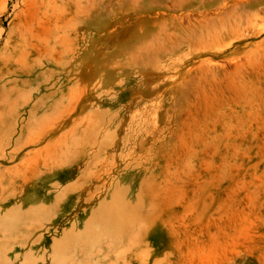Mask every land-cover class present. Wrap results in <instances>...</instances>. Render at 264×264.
<instances>
[{
    "label": "rangeland",
    "instance_id": "374dc122",
    "mask_svg": "<svg viewBox=\"0 0 264 264\" xmlns=\"http://www.w3.org/2000/svg\"><path fill=\"white\" fill-rule=\"evenodd\" d=\"M262 27L264 0H0V264H264Z\"/></svg>",
    "mask_w": 264,
    "mask_h": 264
},
{
    "label": "bare ground",
    "instance_id": "6f19581e",
    "mask_svg": "<svg viewBox=\"0 0 264 264\" xmlns=\"http://www.w3.org/2000/svg\"><path fill=\"white\" fill-rule=\"evenodd\" d=\"M249 4H250V3H249ZM254 7H255V6H254ZM254 7L252 6V10H253ZM248 8H250V5L246 4V5H245V9H248ZM256 8H257V7H256ZM254 10H255V9H254ZM261 10H262V9H261ZM255 11L258 12V13L260 12L259 10H255ZM261 12H262V11H261ZM241 15H242V14H241ZM256 15H258V14H256ZM253 19H254V18L251 19V18L248 17V16L245 17V19H244V20H245V21L243 22L244 30H245V31L247 30V31H246L247 33H249V32H248V29H250V28L252 29V24H251V22L257 20L256 18H255V20H253ZM239 21H240V19H239ZM254 23H255V22H254ZM233 26H234V25H233ZM261 29L264 31V27H262ZM261 29H259V32H261ZM241 30H242V29H241ZM228 31H229V30H228ZM242 31H243V30H242ZM250 31H251V30H250ZM233 32H234V31H233ZM256 32H257V31H256ZM241 34H242V33H241ZM239 36H240V35H238V37H239ZM238 37H237V38H238ZM237 38H236V39H237ZM240 38H241V37H240ZM242 38H243V37H242ZM263 42H264V41H263ZM257 49H258V48H257ZM257 49H256V51H257ZM250 54H251V53H250ZM111 226H112V224H111ZM113 226H114V225H113ZM125 236H126V235H124V236H122V237H119V238H123V237L125 238ZM132 236H133V235H132ZM131 239H132V238H131ZM129 242H130V241H129ZM130 243H131V242H130Z\"/></svg>",
    "mask_w": 264,
    "mask_h": 264
}]
</instances>
